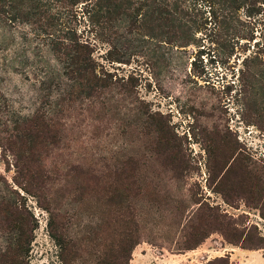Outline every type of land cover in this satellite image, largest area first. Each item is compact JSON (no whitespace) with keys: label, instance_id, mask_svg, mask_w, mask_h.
Wrapping results in <instances>:
<instances>
[{"label":"rangeland","instance_id":"1","mask_svg":"<svg viewBox=\"0 0 264 264\" xmlns=\"http://www.w3.org/2000/svg\"><path fill=\"white\" fill-rule=\"evenodd\" d=\"M144 1L137 31L82 0L53 4L52 35L0 24V199L21 225L0 219V264H264V4L218 29L195 0ZM59 38L89 43L105 88L69 95ZM40 114L57 142L29 149L14 135ZM123 173L137 184L118 212Z\"/></svg>","mask_w":264,"mask_h":264},{"label":"trees","instance_id":"2","mask_svg":"<svg viewBox=\"0 0 264 264\" xmlns=\"http://www.w3.org/2000/svg\"><path fill=\"white\" fill-rule=\"evenodd\" d=\"M77 0H0V24L7 23L12 24L16 22H26L29 24L35 23L36 20L44 21L46 24L45 34L52 35L54 24L49 20L50 10L53 4L57 6L56 8H69L75 4ZM86 1L85 5H88L92 9V15L97 16L99 22L106 27H113V23L116 19L125 18L127 23V28L129 30H138L140 27L142 12L146 7L144 0H82ZM165 1L166 3L172 4L174 10L177 9L175 4L182 6L183 0H156ZM173 1V2H172ZM200 1V2H199ZM175 3V4H173ZM181 4V5H180ZM261 4H264V0H195L193 7L195 10L202 13L208 12L213 19L210 22L214 28L223 27L224 24L229 26V23L225 21L224 17L226 15H233L239 13L243 10L245 13L252 14L258 11ZM95 10V12L93 11ZM202 18V17H201ZM174 22L171 18L166 20L165 25L169 26ZM207 17L202 18L197 22L198 26L207 25ZM180 38V37H178ZM51 51L55 59L63 64L65 67V74L70 79L69 84V95L73 93H86L87 96L93 91H101L107 85V75L106 71L96 70V62L92 58V49L87 41H83L77 38H66L58 40V43L52 41ZM54 127L51 118H48L45 114H40L39 116H34L31 119L30 124L24 126V130L20 134L15 133L16 138H20L23 135L24 138L30 137L28 144H30L29 149L34 147V143L37 142L36 138L45 139L48 133L51 142H57L55 131L52 132ZM33 131V134L30 132ZM51 133H53L51 135ZM163 137L159 138L162 140ZM25 141V139H24ZM46 141V139H45ZM103 178V177H102ZM102 178H96L94 181L98 182ZM114 183L118 187L109 191L108 200L114 202V206H117V211L119 212L121 207L128 209V206H122L123 200L128 197V186L129 183L136 185L137 182L135 177L130 173L119 174L113 177ZM140 194L138 190L134 196ZM9 202L0 199V219L5 216L8 224H11L12 229H17L21 231V225L18 217L12 213L9 208ZM116 218L117 224H122L123 230L133 233L136 232L135 229L128 231V225L126 222L119 221ZM135 226V223L133 224ZM137 225V224H136ZM4 226V225H1ZM6 226V225H5ZM121 227V226H120ZM52 232V231H51ZM52 236L57 240L59 248L61 250L70 249L67 245L75 248V245L70 244V240H60L56 237L54 233ZM26 243L29 242L28 239L25 240ZM21 243V242H20ZM20 243L17 245L21 248ZM137 239L130 241L127 245L123 246L125 252L131 251L133 246L137 244ZM63 246V247H62ZM127 254V253H126ZM209 264H228V258L223 256L217 257L208 262Z\"/></svg>","mask_w":264,"mask_h":264}]
</instances>
